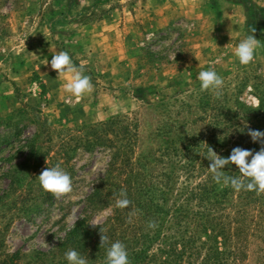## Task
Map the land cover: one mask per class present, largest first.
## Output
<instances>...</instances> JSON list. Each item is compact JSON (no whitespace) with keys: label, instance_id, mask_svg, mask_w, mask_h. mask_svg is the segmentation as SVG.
I'll list each match as a JSON object with an SVG mask.
<instances>
[{"label":"rangeland","instance_id":"obj_1","mask_svg":"<svg viewBox=\"0 0 264 264\" xmlns=\"http://www.w3.org/2000/svg\"><path fill=\"white\" fill-rule=\"evenodd\" d=\"M249 35L260 44L253 61L241 65L235 48ZM61 51L91 78L93 90L79 99L65 91L64 79L51 69L52 56ZM217 58L220 62L214 63ZM209 68L228 83V94L236 91L244 71L253 68L264 78V0H0V131L11 122L19 139L45 124L57 144L69 130L109 119L141 117L146 122L148 110L161 104L172 106L176 120L178 103L200 90L197 76ZM33 83L38 85L35 94ZM250 88L248 84L234 97L254 109L258 101ZM15 150L9 146L0 155V189L5 188L6 169L23 160ZM106 162L104 154H73L70 192L51 197L8 225L0 220L1 227L7 226L0 258L18 252L17 264H67L69 249L58 246L87 215L83 198ZM27 191L23 186L10 197ZM236 195L234 191L224 213L233 215ZM244 211L250 245L240 264H264V229L250 237L258 213L253 206ZM111 213L110 208L98 211L88 220L96 226Z\"/></svg>","mask_w":264,"mask_h":264},{"label":"trees","instance_id":"obj_2","mask_svg":"<svg viewBox=\"0 0 264 264\" xmlns=\"http://www.w3.org/2000/svg\"><path fill=\"white\" fill-rule=\"evenodd\" d=\"M248 84L258 101L254 109L234 97ZM227 85L223 81L220 96L200 89L185 101H176V120L171 118L172 106L161 104L148 110L144 123L141 117L109 119L69 130L57 144L45 124L23 140L18 128L7 122L0 131V155L9 146L16 147L15 153L23 160L2 175L6 184L0 189V220L6 219L8 225L53 197L38 180L47 167L60 165L71 177L73 154H104L105 168L94 176L82 201L87 215L75 222L58 249H77L87 264H106L107 247L120 241L130 264H182L198 259L200 264H230V260L240 264L250 245L244 209L253 206L258 213L250 233L257 238L264 229V192L236 191L237 209L233 215L224 213L235 190L214 182L205 156L208 147L224 158L236 147L260 150L261 144L253 143L247 133L249 129L264 132V78L251 68L238 77L236 91L228 94ZM224 170L226 175H239L234 165ZM23 186L28 188L26 195L10 197ZM121 191L131 201L125 209L116 207ZM108 208L112 213L104 222L90 224V214ZM150 222L156 227H149ZM6 228L0 226V246ZM102 235L108 237V244L101 245ZM18 256V252L6 254L0 264H17Z\"/></svg>","mask_w":264,"mask_h":264},{"label":"clouds","instance_id":"obj_3","mask_svg":"<svg viewBox=\"0 0 264 264\" xmlns=\"http://www.w3.org/2000/svg\"><path fill=\"white\" fill-rule=\"evenodd\" d=\"M260 41L254 35H249L240 40L235 48V56L241 65H248L253 61ZM220 58L214 63H219ZM49 63V62H48ZM51 69L57 73L58 78L62 77L65 81L63 88L65 91L79 99L93 90L91 78L84 74L82 68L73 63L72 58L66 51H61L52 56L50 61ZM197 79L200 82L202 91H209L216 96L222 94L223 78L218 73L209 68L199 72ZM38 85L33 83L32 90L35 94ZM253 143H260L261 148L257 152L236 147L227 157H221L210 147L205 156L210 161L209 169L212 179L218 185L230 186L235 191H255L264 192V132L259 130H248L247 133ZM236 166L239 175H226L225 167ZM41 188L50 193L53 197L59 198L63 194L72 190V180L70 175L60 166L47 167L38 176ZM131 201L127 198V193L121 191L116 200V207L120 209L128 208ZM149 227H156L152 222ZM108 244V237L102 235V244ZM67 264H87L84 255L75 249H69L65 253ZM106 264H130L128 252L125 244L115 241L107 247Z\"/></svg>","mask_w":264,"mask_h":264}]
</instances>
